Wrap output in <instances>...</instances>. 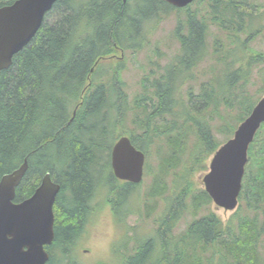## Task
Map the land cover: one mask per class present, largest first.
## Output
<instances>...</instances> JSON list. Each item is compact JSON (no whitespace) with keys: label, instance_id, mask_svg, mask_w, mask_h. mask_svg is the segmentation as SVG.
I'll list each match as a JSON object with an SVG mask.
<instances>
[{"label":"trees","instance_id":"trees-1","mask_svg":"<svg viewBox=\"0 0 264 264\" xmlns=\"http://www.w3.org/2000/svg\"><path fill=\"white\" fill-rule=\"evenodd\" d=\"M181 12L174 28L179 52L163 72L146 74L131 100L121 63L105 60L141 51L151 22ZM263 35L264 0H195L184 8L165 0H57L31 42L0 72V180L28 157L16 202L31 197L47 173L60 184L46 264H79L71 248L98 189L116 192L118 210L136 187L113 175L111 150L122 135L146 156L157 155L162 173H175L156 235L139 240L121 264H264V123L249 149L240 205L226 225L212 211L198 216L212 199L205 189L195 192L191 181L220 145L216 120L229 135L235 115L243 121L257 103L248 84L252 69L264 68V51L251 43ZM205 61L208 80L198 82ZM101 73L109 80L101 81ZM170 80L187 94L171 105ZM148 99H155L150 107ZM155 186L154 195L167 192ZM188 197L197 217L175 234Z\"/></svg>","mask_w":264,"mask_h":264},{"label":"water","instance_id":"water-1","mask_svg":"<svg viewBox=\"0 0 264 264\" xmlns=\"http://www.w3.org/2000/svg\"><path fill=\"white\" fill-rule=\"evenodd\" d=\"M178 8L195 0H165ZM57 0H15L0 6V72L8 69L13 57L23 50L43 24ZM264 123V96L243 120L233 137L218 147L204 175L205 190L213 202L226 210L238 207L249 148ZM146 154L131 138L121 136L111 150V167L116 178L133 184L143 180ZM28 157L19 168L0 180V264H46L48 246L55 239L54 204L60 184L49 173L34 194L15 201L16 188L27 169Z\"/></svg>","mask_w":264,"mask_h":264},{"label":"rangeland","instance_id":"rangeland-1","mask_svg":"<svg viewBox=\"0 0 264 264\" xmlns=\"http://www.w3.org/2000/svg\"><path fill=\"white\" fill-rule=\"evenodd\" d=\"M199 2L195 3L193 7H198ZM182 16L183 12L179 13V15L177 13H171L159 22H151L150 28L148 27L147 44L141 51L133 52L128 49L124 51L123 55L122 51H119L116 53L119 58L109 59L110 61L104 62L105 65L121 63V79L124 83V90L127 91L131 100L141 90L142 78L152 69H156V63L164 66L179 52L180 46L176 37H174V28L177 24L178 17ZM251 45L257 50L264 51V35L259 36ZM207 65V61L200 65L201 67L199 68L203 73L201 74V78L197 80L198 82L208 80L206 78L208 75L206 77L204 75V67ZM260 70L259 68L252 69L251 82L248 84L249 92L255 93L259 97L257 102L264 96L262 89L264 86V68L261 73ZM102 76L101 81L105 79L107 81L109 80L108 75L104 76L101 73ZM198 82L193 83L195 91L199 90ZM184 90H186V87H184ZM233 120L235 121L230 123L232 126L228 125L229 135L224 132H219V126H222L221 121L216 120L214 123L215 136L220 145L233 137L234 130L242 122L236 115ZM129 127L130 122L128 121L125 124V128L128 129ZM212 156L213 154L207 160L208 168L204 171H198L194 174L192 180L190 179L194 188H196L195 192L205 189L203 177L209 170ZM174 173H162L158 156H147L143 181L137 184L134 189L130 190L126 198L123 199V204L116 206L118 210L114 209V202L118 201L116 192L108 195L103 189V191L98 189L94 200H92V210L83 230L72 245V257L79 264H121L123 258L134 251L139 240H147L148 238L154 237L158 228V220L165 215L167 210V204L172 194ZM159 175L162 176L161 180L159 179ZM103 179L106 180L109 178L104 177ZM156 182L160 187H163V190L164 187H167L165 189L167 192L154 195L157 190L155 186ZM110 199L113 202L112 205L109 203ZM237 209L226 210L211 202L209 206H204L200 210L198 216L212 211L225 224ZM194 217H197V214L192 212L188 197L187 209L184 211L182 218L176 223V227L174 228L175 234L186 229L188 223ZM157 241L159 242V240ZM157 247L155 253L158 252ZM55 253L60 255L59 250H56Z\"/></svg>","mask_w":264,"mask_h":264},{"label":"flooded vegetation","instance_id":"flooded-vegetation-1","mask_svg":"<svg viewBox=\"0 0 264 264\" xmlns=\"http://www.w3.org/2000/svg\"><path fill=\"white\" fill-rule=\"evenodd\" d=\"M116 58H119V57H117L116 55L114 56V58H112V59H116ZM167 67V64L166 65H164V66H161L159 63H156V69L154 70V69H152L149 73H148V75H152V76H149V78H153L154 76V74H156V73H158V72H163L164 70H165V68ZM161 76H159V78H160ZM168 88H169V92H168V95L170 96V100H169V105H171L172 103H176L177 101H178V97H180L181 96V93H180V91L178 90L177 91V89H176V87L174 86V82H173V80H170V84H169V86H168ZM173 89V90H172ZM172 90V91H171ZM153 94V93H152ZM183 94V96L184 97H187V94L186 93H182ZM182 97V96H181ZM183 97V98H184ZM155 98V97H154ZM149 100V103H148V106L150 107V106H152L153 104H154V101L153 100H155V99H153V100H150V99H148Z\"/></svg>","mask_w":264,"mask_h":264}]
</instances>
